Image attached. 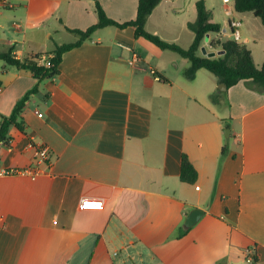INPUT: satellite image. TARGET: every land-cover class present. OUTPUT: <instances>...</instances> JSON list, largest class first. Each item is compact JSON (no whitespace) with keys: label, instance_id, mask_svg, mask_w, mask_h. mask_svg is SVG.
Returning a JSON list of instances; mask_svg holds the SVG:
<instances>
[{"label":"crops","instance_id":"1","mask_svg":"<svg viewBox=\"0 0 264 264\" xmlns=\"http://www.w3.org/2000/svg\"><path fill=\"white\" fill-rule=\"evenodd\" d=\"M99 2L118 23L136 16L138 0ZM96 22L92 0H0V54L44 55L47 67L55 46L77 40L69 30ZM180 37L160 38L184 48ZM206 37L198 55H216L217 36ZM189 65L112 26L64 53L50 80L0 60V116L37 84L0 169L33 167L34 145L49 150L35 179L0 177V264H248L246 250L264 264V91L251 81L224 90L205 69L188 80ZM182 155L193 185L180 181ZM192 209L204 215L186 230Z\"/></svg>","mask_w":264,"mask_h":264},{"label":"trees","instance_id":"2","mask_svg":"<svg viewBox=\"0 0 264 264\" xmlns=\"http://www.w3.org/2000/svg\"><path fill=\"white\" fill-rule=\"evenodd\" d=\"M92 1L97 22L83 31L69 30V32L77 37V40L73 43L55 46L49 54L47 67L37 65V62L44 55H35L28 60L20 61L11 55V50L0 54V60L8 66L31 73L33 78L39 83L58 76L59 64L63 54L78 48L83 42L89 40L97 30L110 26L121 30L132 28L135 38H142L155 47L157 46L159 50L173 52L181 58L188 60L190 67L184 72V76L188 80L193 79L197 70L205 69L216 76L219 82L223 83L228 89L239 81H251L256 85V92L262 93L264 91V61L261 67L256 68L251 52L244 43H239L232 39L223 41L218 38L221 33V27L212 21L211 15L206 10L202 1L196 3L197 15L194 22L187 24V28L193 33V41H191L192 43L188 48H182L175 43L163 41L157 35L145 31L144 27L147 18L163 0H138L135 18L124 23H118L110 19L101 7L99 0ZM232 5L236 13H250L253 17L259 19L261 25L264 27V0H232ZM209 34L217 35L216 39L210 41V47L217 51H223L222 55L215 56L214 58L198 55L204 38ZM36 92L37 84L16 102L9 116H0V146L7 145L10 129L15 128L19 132H24L25 123L22 118V111L26 102ZM179 162L180 181L193 185L197 180V173L192 164L185 155L181 156V161ZM184 233L185 231L180 229V234L178 235L182 236ZM255 260L256 256L254 255L253 264L256 263Z\"/></svg>","mask_w":264,"mask_h":264},{"label":"rangeland","instance_id":"3","mask_svg":"<svg viewBox=\"0 0 264 264\" xmlns=\"http://www.w3.org/2000/svg\"><path fill=\"white\" fill-rule=\"evenodd\" d=\"M199 1L204 3L212 20L220 25L223 41L230 40L231 34L226 27L227 17L223 13L226 7L220 0H169L154 10L150 20L147 22V27H144L145 31L157 30L160 34L159 38L161 36L171 38L172 32L180 31L182 34L180 39L182 44H184V36L188 35L190 37L192 35L187 28V24L194 22L197 15L196 3ZM234 16L241 23L239 28L241 35L240 42L244 38H247V46L252 51V60L255 65L258 64L261 67L264 61V27L261 25L259 19L253 17L250 13L240 14L235 12ZM20 28L19 33L23 30V26L20 25ZM11 29L14 31L15 28L11 26ZM206 40H208L207 37L204 42ZM189 44H184V48H188ZM227 131L229 134V129L226 128L223 135L226 138V143L231 146L233 140L232 138H230L231 140L228 139L229 135H227Z\"/></svg>","mask_w":264,"mask_h":264},{"label":"built area","instance_id":"4","mask_svg":"<svg viewBox=\"0 0 264 264\" xmlns=\"http://www.w3.org/2000/svg\"><path fill=\"white\" fill-rule=\"evenodd\" d=\"M220 1L226 7L223 13L227 17L226 27L231 34V39L240 42L241 35L239 32V28L241 26V23L237 19H235L234 16L235 11L233 9L232 0H220ZM211 35L212 34H209L207 36H211ZM213 36H217V35L213 34ZM137 60L138 57L135 54H133L131 61H129V65H133ZM150 73L153 76H155L156 79H159L154 71L151 70ZM38 116L40 117L41 114H38ZM31 148L33 151V160L35 162V165L33 167H27L22 169H0V177L24 175L30 177L31 179H35L36 177L40 176L42 174L41 167L48 165L49 150L44 145H34ZM254 255H255L254 251L246 250L245 261L248 264H253Z\"/></svg>","mask_w":264,"mask_h":264},{"label":"water","instance_id":"5","mask_svg":"<svg viewBox=\"0 0 264 264\" xmlns=\"http://www.w3.org/2000/svg\"><path fill=\"white\" fill-rule=\"evenodd\" d=\"M201 52L202 55L206 56L207 58H214L215 56H220L223 54V51H218L216 55L214 53L206 54L204 49H202ZM221 86L223 87L224 90H226V86L223 83H221ZM227 135H229L228 131H227ZM203 215L204 212L201 211L200 209H192L185 217L182 227L186 230L192 228L201 219Z\"/></svg>","mask_w":264,"mask_h":264},{"label":"snow or ice","instance_id":"6","mask_svg":"<svg viewBox=\"0 0 264 264\" xmlns=\"http://www.w3.org/2000/svg\"><path fill=\"white\" fill-rule=\"evenodd\" d=\"M86 206H89V205H86ZM98 207V205H96Z\"/></svg>","mask_w":264,"mask_h":264}]
</instances>
